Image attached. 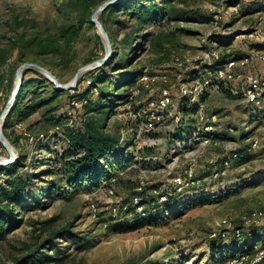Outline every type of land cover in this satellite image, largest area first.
Masks as SVG:
<instances>
[{"label":"rangeland","instance_id":"obj_1","mask_svg":"<svg viewBox=\"0 0 264 264\" xmlns=\"http://www.w3.org/2000/svg\"><path fill=\"white\" fill-rule=\"evenodd\" d=\"M107 1L95 6L94 0H0V115L23 64L46 68L61 85H72L79 73L73 89L55 92L47 74L32 68L22 70L23 74L28 70L23 76L25 87L6 129L15 157L23 156L27 166L20 173L35 176L46 170L48 160L64 151L65 132L80 129L84 120L98 115L94 109L102 110L101 105L107 103L106 131L121 139L114 162L127 163L128 159L130 164L124 171H116L117 179L111 186L94 191L64 189L61 195L46 199V209L29 207L23 211L19 226L0 242V264H18L67 225L89 241L85 240L88 247L77 250L76 245L58 237L55 243L63 249L62 261L35 264H209L218 250V256L227 252L223 244L232 246L228 237H211L219 231L217 223L228 219L239 226L243 216L264 212V103H248L223 85L192 102L178 91L182 81L197 77L196 73L206 74L207 65L221 57L227 61L248 59L247 71L264 76V0H140L146 7L151 3L175 4L187 11V19L157 27L145 25L139 35L146 37L131 48L128 36L136 20L122 12L102 14L104 9L97 18L116 57L108 66L92 65L108 55L107 40L91 21ZM80 20L89 22L84 23L78 37L68 43L62 40V27ZM48 36L56 39V51L50 52L46 46ZM34 38L35 43L29 45ZM40 42L45 46L39 47ZM94 69L99 72L86 75ZM125 71H143L145 75L136 87H126ZM87 79L93 88L87 97L90 106H75L71 94L76 88H87ZM163 88L171 90L173 105L159 113L160 119H153L147 104ZM101 89L113 94L111 102L100 99ZM134 90L138 92L133 94ZM129 93L130 102L119 100L118 95ZM185 103H189L188 108ZM26 106L35 108L30 115ZM149 121H153L152 127ZM205 125H212L218 137L209 144L197 142L186 148L190 136ZM41 133L46 139L37 142ZM246 148H250L249 156L231 168L220 169L227 156ZM194 151L201 155L195 167L196 183L179 189L174 179L182 174ZM8 157L6 149L0 148V160ZM211 160L218 164V176ZM55 179L34 178L29 190L46 187ZM164 191L170 196H162ZM140 192L159 198L157 220L132 221L127 224L129 229L116 232L115 226L121 223L112 208L133 202ZM258 228L261 230L254 234H244L239 247L245 243L261 247L264 223Z\"/></svg>","mask_w":264,"mask_h":264},{"label":"trees","instance_id":"obj_2","mask_svg":"<svg viewBox=\"0 0 264 264\" xmlns=\"http://www.w3.org/2000/svg\"><path fill=\"white\" fill-rule=\"evenodd\" d=\"M82 1V0H81ZM106 0H94L95 6H99ZM122 12L124 17H129L131 20H136V27L132 34L128 36L129 48L137 45L138 40L143 41L144 37L140 36L139 32L145 25H156L160 26L163 22H172L175 20H185L187 19V11L179 9L175 4H165V3H151L146 7L140 0H121L115 4L107 7L103 12ZM101 14V15H102ZM103 23V21L100 19ZM89 21L80 20L77 24L67 25L62 27L61 38L67 43L74 38L78 37L84 23ZM120 22V21H119ZM122 24V23H121ZM67 33H72L71 36L67 37ZM56 39L53 36H48L46 38L47 47L50 48V52L57 50V47L53 45ZM36 39H32L28 44L35 43ZM45 44L40 42L39 47H44ZM46 50V49H45ZM48 52V51H45ZM135 54H132L130 57H134ZM116 57V52L112 53L111 57L104 63L106 66L112 64L113 59ZM227 59L217 58L212 64H208L207 68L204 69L206 75L212 73L216 68L225 63ZM128 68V67H127ZM37 70V69H34ZM118 70V69H117ZM39 71V70H37ZM28 72L26 70L24 74ZM41 72V71H40ZM99 72V70L94 69L86 73L87 76ZM129 73L125 71L123 78H125V86L136 87L138 81L143 76L144 72L140 71L137 74ZM23 74V76H24ZM201 73H196L195 75L199 76ZM194 75V76H195ZM127 78V79H126ZM194 78V77H193ZM132 80V81H130ZM89 83V86L83 91H79V88L73 90L74 93L71 94L70 100L73 102H78L84 105L85 107L90 106L89 95L92 94V89L90 86L92 84L91 79L86 80ZM83 82V81H82ZM81 82V83H82ZM81 83L79 85H81ZM24 77L22 81L21 88L16 96L14 104L6 116L3 124V133L9 138L6 129L8 126V120L12 114L16 111L18 104L20 103V97L23 94L24 89ZM96 88V86H95ZM94 88V89H95ZM55 92H62V89L54 88ZM105 93L104 89H101L99 92V97L105 102H111L110 98H113L112 93ZM112 94V95H111ZM117 96V95H115ZM132 94H120L118 95L120 99H129L131 101ZM108 104L101 105L102 110L98 108L94 109L98 115L95 117H90L84 120L83 126L80 129L69 128L65 132V144L66 147L64 151L50 158L47 162L48 168L42 171L38 175H27L26 177L20 173V170L27 168L23 156H16V160L8 165L0 167V242L4 241L8 234L15 230L21 219L19 218L23 211H28L29 207L36 209H46V199H52V195H61V191L66 189L70 192L79 191V190H97L105 186H111L116 178V171L120 170L121 172L128 168L129 161L126 159L127 163H122L120 161L114 162V159L118 158V149L121 145V139L119 136L108 133L106 131V123L109 114ZM37 105L36 108H38ZM5 107V106H4ZM28 108L25 112L27 115H30L35 108L32 106ZM186 108L188 106L186 105ZM212 126V125H211ZM218 133H214V130L210 132H205L202 128L197 129L189 138L188 142L190 143L186 148H192L194 144L201 141L202 138L208 137L211 140H214L218 137ZM37 142L44 141L46 135L41 133V137L37 136ZM186 141V140H185ZM0 148L3 146L0 144ZM238 153V159L232 162L234 164L239 163L241 160L245 159L251 153L248 149H244L243 152ZM124 160V159H123ZM125 162V161H124ZM234 163V164H233ZM45 163H42V165ZM43 176H52L56 179L47 183L46 187L36 188L35 191L31 192L29 189L33 187L32 182L34 178L40 179ZM160 189H155L158 191ZM39 196L37 198V196ZM162 196L169 197L170 195L164 191ZM135 196L139 197L141 200L138 205H141L144 208V214L138 213L136 211V205L132 201L124 202V206H127V209L124 210L122 207L120 212L116 217L120 220L121 225L115 226L116 232H123L130 228L127 224L132 221L142 220V221H154L157 220L156 217L160 214V202L158 197H148L145 193L140 192L136 193ZM134 196V197H135ZM43 200V201H42ZM161 204H164L161 203ZM166 212V210H164ZM143 215V216H142ZM258 227L256 229H249L243 232V235L246 233L254 234L260 231ZM242 235V237H243ZM65 239L70 241L72 244L76 245L77 250H85L88 246L85 244L86 238L79 236L77 233L73 232L71 225H67L62 229L54 232L52 237L44 240V242L32 253H30L26 258L19 259L18 264H23L27 261L31 264H35L39 261L45 260H54L55 262H61L63 249L55 243L56 238ZM227 237L230 238L232 246L228 244H223V248L227 250L223 255L218 256L217 252L214 253L213 258L210 260L209 264H218L223 261L226 257L230 255H235L239 252H248L251 251L254 244H243L239 247V241L242 239L235 238L233 232H229ZM232 238V239H231ZM219 240V239H214ZM82 242V243H81ZM87 242H89L87 240ZM47 249L51 254H47L44 251ZM245 249V250H244Z\"/></svg>","mask_w":264,"mask_h":264},{"label":"built area","instance_id":"obj_3","mask_svg":"<svg viewBox=\"0 0 264 264\" xmlns=\"http://www.w3.org/2000/svg\"><path fill=\"white\" fill-rule=\"evenodd\" d=\"M248 59L235 60L231 59L223 63L221 66L215 69L214 72L206 74H199V76L189 80L182 81L178 85V91L182 98H191L189 100L192 102L197 99L199 96L212 93L216 86L223 85L230 93L236 95L238 94L243 100H246L248 103L262 104L264 103V76H257L246 69V62ZM145 75V74H144ZM144 75L140 78L142 79ZM138 90H134L133 94L137 93ZM75 106H78L79 103L73 101ZM186 104V103H185ZM173 105V97L171 90L168 88H163L159 91L156 97L149 100L147 104L148 111L153 119H160V114L166 111L170 106ZM187 106L189 103L186 104ZM202 110V106L199 105ZM148 125L153 126V121H149ZM205 132H210L213 130L211 125H205L202 127ZM211 141L210 138L204 137L199 143L201 145L209 144ZM197 144V143H196ZM195 144V145H196ZM258 144V139H254L253 145ZM250 151V148H248ZM200 154L192 152L188 159L187 164L183 169L181 175L177 176L174 179L175 184L179 189L195 185V167L198 165V159ZM238 159V153L232 152L229 156L226 157L220 163V169L226 170L231 168L232 162ZM210 165L216 169V175H219V170L217 169L218 164L216 161H209ZM224 170L222 172H224ZM165 198V197H164ZM134 205H136V211L138 213L144 214V208L141 205H138L140 202L139 197H134ZM92 209L96 210L94 204H92ZM122 206H114L112 208L113 215H117L120 212ZM124 210L127 209V206L122 207ZM242 225L234 226L232 221L228 219L221 220L218 224L219 231L212 233L211 237L222 236L227 237L229 232H233L235 238L241 239L243 232L249 229H254L260 227L264 223V212L263 211H253L248 215L242 217ZM245 250V249H244ZM218 264H264V244L261 247L253 246L251 251L248 252H239L235 255H230L226 257L223 261Z\"/></svg>","mask_w":264,"mask_h":264},{"label":"water","instance_id":"obj_4","mask_svg":"<svg viewBox=\"0 0 264 264\" xmlns=\"http://www.w3.org/2000/svg\"><path fill=\"white\" fill-rule=\"evenodd\" d=\"M119 1H121V0H109V1L105 2L104 4H102L98 8V10L95 11V13L92 16L91 21L96 26H98L100 28V30H101L102 34L105 36V38L107 40V44H108V55L106 57H104L103 59H100L99 61L92 63V65H99V64L105 63L111 57V55L113 53L112 46H111L109 37H108V35H107V33H106L103 25L99 22V20L97 18V15H98V13L100 11L106 9L110 5L115 4V3L119 2ZM29 68L37 69V70H39V71L47 74V76L55 84L56 88L62 89V90L63 89H65V90L66 89H68V90L73 89L76 86L77 76L79 75V73H77V75H76V77L74 79V83L72 85H61L59 83V81L57 80V78L49 70H47L46 68H44V67H42V66H40L38 64H35V63H25V64H23L22 66L19 67V69L17 70V79H18L17 85L14 88L12 95L8 99V101H7V103H6L5 107H4V110L2 111V113L0 115V143L6 149V151L8 153V156H9L8 158H5L3 160H0V167L5 166V165H8V164H11V163H13L16 160L15 153H14L15 150L10 145L9 140L7 139V137L3 133V124H4V120H5L6 116L10 112V110H11L13 104H14V101L16 99V96H17V94H18V92H19V90L21 88L22 81H23V73H22V70L29 69Z\"/></svg>","mask_w":264,"mask_h":264}]
</instances>
